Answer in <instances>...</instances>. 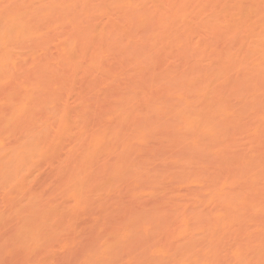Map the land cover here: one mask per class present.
I'll list each match as a JSON object with an SVG mask.
<instances>
[{"label": "bare ground", "instance_id": "bare-ground-1", "mask_svg": "<svg viewBox=\"0 0 264 264\" xmlns=\"http://www.w3.org/2000/svg\"><path fill=\"white\" fill-rule=\"evenodd\" d=\"M0 264H264V0H0Z\"/></svg>", "mask_w": 264, "mask_h": 264}, {"label": "rangeland", "instance_id": "rangeland-1", "mask_svg": "<svg viewBox=\"0 0 264 264\" xmlns=\"http://www.w3.org/2000/svg\"><path fill=\"white\" fill-rule=\"evenodd\" d=\"M60 34V33H59Z\"/></svg>", "mask_w": 264, "mask_h": 264}]
</instances>
